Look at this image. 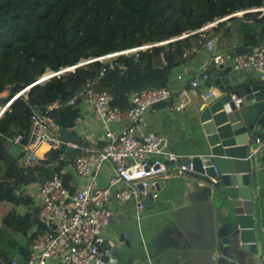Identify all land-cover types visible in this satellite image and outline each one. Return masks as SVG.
Segmentation results:
<instances>
[{
  "label": "trees",
  "instance_id": "trees-1",
  "mask_svg": "<svg viewBox=\"0 0 264 264\" xmlns=\"http://www.w3.org/2000/svg\"><path fill=\"white\" fill-rule=\"evenodd\" d=\"M263 6L264 0H0V112L9 103L0 113V205L12 206L0 215V264L24 261L45 231L41 204L22 189L56 174L69 188V168L80 154L63 146L33 166L24 164L22 150L11 155V140L28 136L35 112L70 131L80 109L65 104L88 86L128 110L132 93L169 89L172 72L193 47L201 49L209 32L231 55L264 45V18L255 11ZM213 72L220 70L208 68L209 77ZM54 104L60 106L49 110Z\"/></svg>",
  "mask_w": 264,
  "mask_h": 264
},
{
  "label": "built area",
  "instance_id": "built-area-1",
  "mask_svg": "<svg viewBox=\"0 0 264 264\" xmlns=\"http://www.w3.org/2000/svg\"><path fill=\"white\" fill-rule=\"evenodd\" d=\"M255 11L259 13V18H264V6ZM236 15L241 16L242 13ZM203 46L212 54L211 58L203 66L202 73H196L189 80L188 90L195 92L201 80L207 84L208 68L218 69L220 66H229L236 73L253 71L258 80L264 83L263 44L256 46L250 53L240 55L220 50L218 38L214 36L206 39ZM207 90L211 93L215 88L209 85ZM184 93L185 88L179 95L183 96ZM170 98L171 93L166 88L134 92L128 99L130 108L122 111L112 105L109 93L96 92L89 86L86 87L65 104L80 109V116L76 118L75 126L70 131L82 139L77 129L84 113H89L100 122L103 129L101 145L95 141L90 144L62 141L52 120L42 118L39 114L31 116L32 126L28 136L25 138L22 134H16L11 140V144L22 150L24 164L36 165L43 153L65 146L80 151L69 169L73 176L85 183L76 185V189L71 192L70 186L66 188L61 177L56 174L42 184L22 189V194L31 196L41 204L38 220L45 231L30 245L24 261L12 259L10 264H96L97 249L103 244L102 233L111 221V201L125 202L134 199L137 210H143L142 200L145 190L151 185L150 180L166 174L169 163L175 164L178 174H196L191 163L184 165L182 158L162 152L159 147L161 137L144 129L145 112L154 104L167 103ZM59 106L54 104L48 109ZM8 107L9 103L0 113ZM183 107L181 104L176 110ZM112 124H120L121 127L114 131L110 128ZM253 140L254 156H264V135L254 137ZM104 163L112 166L113 174L108 184L101 187L97 182V174ZM155 198L156 195H153V199Z\"/></svg>",
  "mask_w": 264,
  "mask_h": 264
},
{
  "label": "crops",
  "instance_id": "crops-1",
  "mask_svg": "<svg viewBox=\"0 0 264 264\" xmlns=\"http://www.w3.org/2000/svg\"><path fill=\"white\" fill-rule=\"evenodd\" d=\"M233 36L236 37L235 34ZM232 44H237V37ZM226 50L224 48L222 51ZM187 55L185 64L176 68L170 76L168 90L171 98L166 106L148 109L143 118L144 129L161 137L162 152L182 159L196 155V126L192 119L193 103L198 100V96L188 90L187 83L193 75L202 73L203 66L209 63L212 54L202 44L201 49L193 47ZM221 72L222 70L218 73ZM236 74L241 77L233 81L248 85L259 84L264 91L263 83L259 82L253 71ZM180 76L182 79H179ZM205 86V81H199L198 89ZM183 88L185 93L180 96ZM181 104L184 107L177 111L176 108ZM120 127V124L110 125L114 131H118ZM77 130L82 142L90 144L95 141L100 142L97 143L99 145L103 144V129L93 115L84 113ZM263 131L264 120L259 122L254 137L263 136ZM168 167L166 174L150 180L151 184H158V190L156 198L145 205L143 210H137L134 199L110 202L111 221L102 237L103 243L114 241L121 249L122 254L117 258L116 264H264V254L254 256L233 247L231 242L225 243L233 227L227 224L226 217L218 210L217 204H212L201 194L198 176L178 174L174 163H169ZM112 174V166L104 163L97 174L98 185L105 187ZM252 174L256 205L264 215V156L255 158ZM84 183L85 181L72 175L69 186L74 190L76 185ZM127 232L131 233L124 239L128 246L118 243L119 234Z\"/></svg>",
  "mask_w": 264,
  "mask_h": 264
},
{
  "label": "water",
  "instance_id": "water-1",
  "mask_svg": "<svg viewBox=\"0 0 264 264\" xmlns=\"http://www.w3.org/2000/svg\"><path fill=\"white\" fill-rule=\"evenodd\" d=\"M213 36L211 32L206 39ZM232 39L236 41L235 36ZM218 69L222 72H213L206 86L195 91L198 100L193 103L192 120L196 126V155L183 158L182 164H192L201 183V194L212 204H217L227 224L233 227L225 243L231 242L233 247L260 257L261 253L264 254V215L257 208L254 194L252 165L256 156L252 153V144L255 130L264 117V91L259 84L244 85L233 81L228 76L232 71L229 66H220ZM66 71L69 70L58 73ZM209 85L215 88L211 93L207 90ZM165 106L166 102H159L150 109ZM45 112L42 111L43 114ZM57 133L62 141L82 143V139L74 132L58 129ZM19 151L16 145L8 147L11 155ZM157 190L158 184H151L145 190L142 200L144 206L153 202ZM128 234L131 233L119 234L118 243L128 246V242L124 241ZM97 254L96 264H116L122 253L114 241H107L98 247Z\"/></svg>",
  "mask_w": 264,
  "mask_h": 264
},
{
  "label": "rangeland",
  "instance_id": "rangeland-1",
  "mask_svg": "<svg viewBox=\"0 0 264 264\" xmlns=\"http://www.w3.org/2000/svg\"><path fill=\"white\" fill-rule=\"evenodd\" d=\"M48 75H49V73H48V74H45L44 77H45V76H48ZM228 76H229L230 78L234 79V80H239L240 77H241L240 74H236V72H234V71L229 72ZM11 208H12V206H11L9 203H2V204L0 205V215H4V213H7V212L11 211V210H12ZM19 210H20V209H19ZM20 211L22 212V209H21ZM8 234H9L11 237H13L14 239H16V240H18V241L20 240V237H18V236H16V235H13L11 232H9Z\"/></svg>",
  "mask_w": 264,
  "mask_h": 264
}]
</instances>
